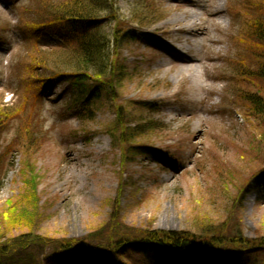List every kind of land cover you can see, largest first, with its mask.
<instances>
[{
    "label": "rangeland",
    "instance_id": "obj_1",
    "mask_svg": "<svg viewBox=\"0 0 264 264\" xmlns=\"http://www.w3.org/2000/svg\"><path fill=\"white\" fill-rule=\"evenodd\" d=\"M144 1L116 0L119 17L142 37L122 48L129 76L119 100L94 102L84 116L67 85L54 82L42 93L36 92L35 75L30 81L32 62L47 54L24 31L41 20L42 0H0V107L22 111L20 120L0 129V154L10 146L0 185V243L38 235L30 246L40 263L52 252L46 242L88 239L113 221L123 229L170 232L239 223L245 236H264V187L251 181L264 168L257 155L264 143L236 99L240 80L230 63L240 29V16L231 8L242 0H147L154 2L149 8L154 17L142 11L137 19L134 13L144 9ZM113 28L108 24L105 32ZM143 102L160 108L151 112ZM118 107L135 122L161 125L125 146L146 145L154 153L123 155V145L107 132ZM30 113L40 121L39 136L30 149L26 143L21 149L12 143ZM31 154L38 204L22 203L29 223L6 228L1 215L26 190L20 171Z\"/></svg>",
    "mask_w": 264,
    "mask_h": 264
},
{
    "label": "trees",
    "instance_id": "obj_2",
    "mask_svg": "<svg viewBox=\"0 0 264 264\" xmlns=\"http://www.w3.org/2000/svg\"><path fill=\"white\" fill-rule=\"evenodd\" d=\"M42 3L41 20L30 25L26 33L24 31V35L30 36L47 54L44 58H35L29 68L30 81L33 74L40 85L36 92L45 93L50 84L63 83L73 93L72 104L75 108H83L84 116L90 113L88 110L94 102L119 100L121 85L129 76L122 48L126 42L139 41L142 36L139 30L129 27L130 22L119 17L116 0H42ZM153 3L144 1V9L134 13L138 15L137 19L146 11L149 18L154 17L149 10ZM231 10L233 16H240L238 35L232 39L236 54L230 60L233 76L240 80L236 99H241L240 104L248 110L247 119L257 124L264 143V0L258 4L255 0H242ZM108 24H114L112 34L105 32ZM44 41L46 43L42 44ZM39 71H43L42 74ZM28 96L23 94L27 103ZM141 107L157 112L160 105L143 102ZM21 115V110L12 111L1 106L0 129H6ZM23 120L21 132L12 144L23 149L26 143L30 149L35 136H39L40 121L35 122L32 113ZM159 127L161 125L152 119L145 125L138 120L135 122L129 112L118 107L116 121L107 132L115 143L123 145L124 156L130 152L138 157L154 153V150L146 145L129 150L133 141ZM127 145L128 149L125 148ZM260 145L259 142L256 147ZM9 149L10 146L0 154V185ZM257 155L264 160L263 149H259ZM33 157L24 160L20 171L26 178L25 192L16 203L10 201L1 215L6 228L29 223L22 203L28 201L34 208L38 204L35 188L38 176ZM252 180L258 181L260 187L264 186V168L257 171ZM249 183H243L244 190ZM0 231L1 236L4 235V227H0ZM4 239L0 243V264H84L90 258L105 259L106 264H264V236H245L239 223L218 227L206 223L198 230L170 232L150 228L123 229L119 221H113L88 239L46 242L51 244L52 252L43 263L37 261L31 250L38 235L31 232ZM80 255L85 259H80Z\"/></svg>",
    "mask_w": 264,
    "mask_h": 264
},
{
    "label": "bare ground",
    "instance_id": "obj_3",
    "mask_svg": "<svg viewBox=\"0 0 264 264\" xmlns=\"http://www.w3.org/2000/svg\"><path fill=\"white\" fill-rule=\"evenodd\" d=\"M250 200H252V198Z\"/></svg>",
    "mask_w": 264,
    "mask_h": 264
}]
</instances>
